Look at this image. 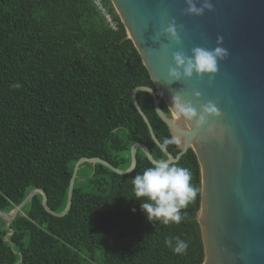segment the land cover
Returning a JSON list of instances; mask_svg holds the SVG:
<instances>
[{
  "label": "trees",
  "instance_id": "trees-1",
  "mask_svg": "<svg viewBox=\"0 0 264 264\" xmlns=\"http://www.w3.org/2000/svg\"><path fill=\"white\" fill-rule=\"evenodd\" d=\"M99 1L105 13L92 0H0V211L10 213L36 188L48 208L36 193L4 219L0 264H202L201 174L192 148L175 162L198 188L179 224L150 222L141 211L131 180L150 162L140 148L129 173L90 163L89 175L75 177L68 212L53 214L66 208L80 158L125 170L135 143L153 158L180 152L151 95L135 98L162 148L133 105L135 87H155L111 1ZM176 237L188 244L183 254L165 244Z\"/></svg>",
  "mask_w": 264,
  "mask_h": 264
},
{
  "label": "water",
  "instance_id": "water-1",
  "mask_svg": "<svg viewBox=\"0 0 264 264\" xmlns=\"http://www.w3.org/2000/svg\"><path fill=\"white\" fill-rule=\"evenodd\" d=\"M137 49L155 89L137 86L131 92L136 110L146 123L152 139L162 148L151 126L138 106L136 91L148 92L158 117L166 124L173 138L179 140L180 152L167 160L176 162L192 148L201 174V201L196 219L204 247L202 264H264V0H210L212 11L202 16L186 15L184 0H110ZM199 6V2L197 4ZM178 26L180 44L166 36L155 40V34L169 21ZM217 36L228 56L218 61V71L209 82L208 76L168 84L167 71L172 64L171 53L190 54L194 47L214 48ZM200 92L199 99L193 92ZM161 96L173 118L158 104ZM179 94L191 101L199 112L209 101L221 115L209 118L196 128L194 122L178 116L171 107V96ZM121 127L114 129L116 131ZM140 148L149 162L153 158L148 147L135 143L130 149L131 164L120 170L102 158H80L72 170L65 215L72 202L78 168L82 162L100 163L118 174L131 172L136 166V150ZM40 188L10 213L0 211L7 223L21 211Z\"/></svg>",
  "mask_w": 264,
  "mask_h": 264
},
{
  "label": "clouds",
  "instance_id": "clouds-1",
  "mask_svg": "<svg viewBox=\"0 0 264 264\" xmlns=\"http://www.w3.org/2000/svg\"><path fill=\"white\" fill-rule=\"evenodd\" d=\"M199 2V6H197ZM186 8L184 14L202 16L205 11H212L210 0H184ZM178 26L173 19L166 27L155 34V40L166 36L174 44H180ZM223 36H217L214 48L194 47L190 54L183 51L171 53L172 64L167 71L168 84L189 80L196 77L208 76L209 82L218 71V61L228 56V50L222 46ZM200 92H193L197 99ZM171 107L176 114L194 122L196 128L207 124L208 119L221 115L219 109L211 101L202 104L199 112L192 106L191 101H185L179 94L171 96ZM173 142L179 140L173 138ZM191 171L175 162L164 158H152L148 167L137 173L131 180L135 199L140 201V209L150 222L159 221L165 225L179 224L184 220L183 209H186L198 195V188L193 184ZM173 239L175 243L173 244ZM175 254H183L188 248L186 241L169 238L165 241Z\"/></svg>",
  "mask_w": 264,
  "mask_h": 264
},
{
  "label": "rangeland",
  "instance_id": "rangeland-1",
  "mask_svg": "<svg viewBox=\"0 0 264 264\" xmlns=\"http://www.w3.org/2000/svg\"><path fill=\"white\" fill-rule=\"evenodd\" d=\"M113 7H114V6H113ZM114 9H115V7H114ZM115 10H116V9H115ZM104 13H105V10H104ZM169 116H170L171 119L173 118V116H172V112H171V111H170V115H169ZM90 163H91V162H86V161H85V162H83V163L79 166V168H78L79 171H78L77 174H76V181L81 182V181H82L87 175H89V174L91 173V171H92V166L90 165ZM36 193H41V192H36ZM36 193H35V194H36ZM35 194H34V195H35ZM41 194H42V193H41ZM42 195H43V194H42ZM27 197H28V196H27ZM27 197H26V198H27ZM32 197H33V196H32ZM26 198H25V199H26ZM25 199H24V200H25ZM43 199H44V198H42V202H43ZM24 200H23V201H24ZM30 200H31V199H30ZM23 201H22V202H23ZM27 202H28V201H27ZM27 202H26V203H27ZM26 203H25V204H26ZM25 204H24V205H25ZM18 205H19V204H18ZM24 205H23V206H24ZM15 207H16V206H15ZM12 210H13V209H12ZM4 225L6 226V223L4 222V218L0 216V229H1L2 227H4Z\"/></svg>",
  "mask_w": 264,
  "mask_h": 264
},
{
  "label": "built area",
  "instance_id": "built-area-1",
  "mask_svg": "<svg viewBox=\"0 0 264 264\" xmlns=\"http://www.w3.org/2000/svg\"><path fill=\"white\" fill-rule=\"evenodd\" d=\"M93 1V3L104 13V9H103V7H102V5H101V3H100V1L99 0H92ZM106 18H107V20H108V22L110 23V26L112 27V28H115V26H114V24L110 21V18H109V16L108 15H106Z\"/></svg>",
  "mask_w": 264,
  "mask_h": 264
}]
</instances>
